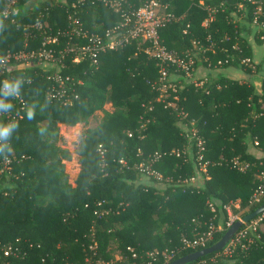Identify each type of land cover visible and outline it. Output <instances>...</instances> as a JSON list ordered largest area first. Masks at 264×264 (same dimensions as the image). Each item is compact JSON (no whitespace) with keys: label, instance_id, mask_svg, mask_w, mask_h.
<instances>
[{"label":"trees","instance_id":"16d2710c","mask_svg":"<svg viewBox=\"0 0 264 264\" xmlns=\"http://www.w3.org/2000/svg\"><path fill=\"white\" fill-rule=\"evenodd\" d=\"M73 1L19 0L7 17L0 14V52L14 51L24 41L36 48L43 36L64 30ZM92 1L86 0L78 13L88 32L101 33L120 22L118 13ZM161 1L177 18L159 31L162 45L180 56L188 52L195 76L198 67L212 74L200 87L176 78L175 108L155 100L151 83L157 66L138 41L100 53L91 65L86 59L72 60L73 54L63 50L72 41L63 35L46 46L59 62L33 59L6 73V80L22 77L23 84L19 95L6 98L13 108L0 109V123H17L8 140L0 141V264H84L86 257L94 264H145L147 251L158 253L155 264H168L198 250L178 249L181 237L205 230L204 222L214 214V225L225 219L223 204L238 201L243 217L264 202L263 194L258 203H249L258 173H264V47L260 54L252 47L264 45V0ZM141 2L123 0V7L134 9ZM7 4L0 0V12ZM211 9L213 20L204 26ZM243 58L250 62L242 63ZM56 70L69 76L67 87L77 95L70 105L47 97L52 81L46 77ZM247 75H258L259 87ZM107 102L113 110L79 141V171L71 185L62 162L69 153L58 145V125L84 122ZM191 121L209 162L207 177L193 181L198 173L194 143L187 135ZM98 145L105 148L103 156ZM154 152L161 154L153 165L161 180L151 178L148 184L136 165ZM235 157L249 169L232 168L229 161ZM5 158L8 171H2ZM101 200L110 211L98 219L93 210ZM225 231H216L208 246ZM258 236L244 249L235 247L230 256L222 255V248L186 264L212 256L217 264H264V223ZM6 245L17 246L19 255L5 257ZM127 247L140 257L131 258ZM171 249L175 255L165 261L163 251Z\"/></svg>","mask_w":264,"mask_h":264},{"label":"built area","instance_id":"2783aa9c","mask_svg":"<svg viewBox=\"0 0 264 264\" xmlns=\"http://www.w3.org/2000/svg\"><path fill=\"white\" fill-rule=\"evenodd\" d=\"M19 0H8L7 7L4 8L0 14L3 17H7L9 14V8L15 5ZM86 0H75L70 3V7L66 10V27L62 31H57L52 35L43 36L40 44L36 48H28L26 41L18 49L11 51L9 49L4 52H0V76L1 82L6 80V73L13 69L15 66L24 65L27 62L35 59L39 62H59L58 58L54 56V50L46 46L48 44H57L59 36H68L72 41L71 46L67 45L63 49L65 52L72 53L74 62L86 59L91 65H95L98 60V55L105 51H113L122 46L129 45L132 41H138L143 44V52L149 57L155 60L157 66V78L151 83V87L157 91V102L164 105L165 108H175V102L177 97L178 85L176 78L182 77L189 79L195 87H200L203 81L206 79L197 80L198 77L194 75L193 71V58L188 52H185L182 56L177 55L173 51L166 49L159 38V31L166 26L169 22L175 21L177 18L173 13L169 11L167 3L161 0H142L141 5L137 8H125L123 7V0H95L92 4L100 3L109 9L114 10L120 16V22L113 24L112 26L104 29L101 33L88 32L78 16L80 6L85 3ZM27 5V4H26ZM26 7L30 8V5ZM215 10L208 12L207 18L202 22V25L206 26L213 20ZM254 16L257 18L260 14L259 6L255 7ZM254 18V23H256ZM37 27H41L40 22H36ZM194 44V42H193ZM242 63L248 64L250 59L243 58ZM217 64L221 65V61H217ZM209 66V63L207 64ZM52 81V84L47 89V97L51 100H56L61 105H70L72 99L77 97L73 89L67 87V82H70L69 76H62L61 73L56 70L46 77ZM264 80V77H263ZM77 83L80 84L78 81ZM150 110V107H149ZM180 117L184 118L186 115L180 111L178 112ZM194 122H190V127L187 130V135L190 140L193 141L195 147V161L197 166V177L192 178L201 179L207 177V165L208 161L204 159L205 145L203 138L197 132V129L193 126ZM253 146L257 147L258 142L253 141ZM98 151L101 156L105 152V148L98 145ZM171 153L179 155L176 150ZM161 154L154 152L148 157L136 165L137 169L156 181L161 180V175L153 168L154 163L159 161ZM232 168L238 172H245L249 169V164L240 161L238 158H232L229 161ZM9 159L2 160V171H8ZM201 177V178H200ZM259 183H257L251 197L250 204L258 203L264 194L263 181L264 173H258ZM103 200L95 203L93 214L101 219L108 215L110 209L104 206ZM234 209L237 210L234 212ZM210 210L214 212V208L210 205ZM241 209L238 201H229L221 206V212L225 215V219H221L217 225L213 224V220L216 219L214 214L206 223L205 230L196 232L191 238L182 236L180 239V246L178 249H203L208 246L210 241L213 240L214 233L220 231L223 228L227 230L235 221L240 219ZM264 223V212L250 219L246 224H243L227 241L223 247L222 255L230 256L235 247L239 246L244 249L250 246L255 237L258 236V230ZM95 248V243L89 246L90 250ZM126 251L130 253L131 258H138L140 256L130 247L126 248ZM20 249L17 246L6 245L3 248V255L5 257L18 256ZM158 253L154 251H147L144 253L143 258L145 264H155ZM175 255L174 249L164 250L163 257L165 261L172 259ZM84 264H94L90 257H86ZM198 264H217L216 256H212L209 259H203Z\"/></svg>","mask_w":264,"mask_h":264},{"label":"rangeland","instance_id":"374dc122","mask_svg":"<svg viewBox=\"0 0 264 264\" xmlns=\"http://www.w3.org/2000/svg\"><path fill=\"white\" fill-rule=\"evenodd\" d=\"M31 2H29L27 5H30ZM251 27V26H250ZM252 28V27H251ZM253 29V28H252ZM251 36V35H249ZM252 47H254L255 53L260 54L262 52V49L264 45H260L257 43H252ZM208 68H197V77L206 79V75H212L210 70H207ZM113 110V107L109 102L105 103L102 107V109L95 111L87 120L81 123H77L73 126H64V125H58V133L61 136V141L58 143V145L66 149L69 153V158L67 160H63L64 165V171L67 176V181L71 185H74V181L77 177L78 171H79V155H78V146L79 141L83 137L84 133L94 128L96 125L101 123L103 121L106 113H109ZM144 182L150 184L153 183L151 181V178L145 177ZM242 212V211H241ZM241 214V213H240ZM241 218V215H240ZM115 258H119L120 256L118 253H114Z\"/></svg>","mask_w":264,"mask_h":264},{"label":"water","instance_id":"95a60500","mask_svg":"<svg viewBox=\"0 0 264 264\" xmlns=\"http://www.w3.org/2000/svg\"><path fill=\"white\" fill-rule=\"evenodd\" d=\"M264 212V202L256 208L254 211L247 213L243 217H241L239 220L235 221L221 236V238L214 243L211 246L205 247L203 249L196 250L194 252H191L187 255H184L182 257H179L178 259H175L171 261L168 264H186L191 261L197 260L200 257H203L207 254L216 252L221 250L227 241L232 237V235L243 225L246 224L250 219L253 217L259 215L260 213Z\"/></svg>","mask_w":264,"mask_h":264},{"label":"clouds","instance_id":"9594fccd","mask_svg":"<svg viewBox=\"0 0 264 264\" xmlns=\"http://www.w3.org/2000/svg\"><path fill=\"white\" fill-rule=\"evenodd\" d=\"M22 84V77H17L11 80L0 82V109L7 111L13 108V104L11 103V101L6 98L19 95ZM32 116L33 111L31 108H29L27 110V117L31 119ZM16 128L17 123L15 121L0 123V141H7Z\"/></svg>","mask_w":264,"mask_h":264},{"label":"crops","instance_id":"0c3cea01","mask_svg":"<svg viewBox=\"0 0 264 264\" xmlns=\"http://www.w3.org/2000/svg\"><path fill=\"white\" fill-rule=\"evenodd\" d=\"M244 78H246L248 81H251L252 83H254V85L256 87H259V84H260L259 78L260 77L258 75H247V76H244ZM59 125H62V124H59Z\"/></svg>","mask_w":264,"mask_h":264}]
</instances>
